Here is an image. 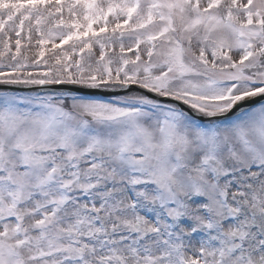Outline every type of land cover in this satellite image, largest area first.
Instances as JSON below:
<instances>
[{
    "label": "snow or ice",
    "instance_id": "snow-or-ice-1",
    "mask_svg": "<svg viewBox=\"0 0 264 264\" xmlns=\"http://www.w3.org/2000/svg\"><path fill=\"white\" fill-rule=\"evenodd\" d=\"M0 264H264V0H0Z\"/></svg>",
    "mask_w": 264,
    "mask_h": 264
}]
</instances>
